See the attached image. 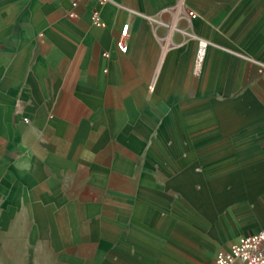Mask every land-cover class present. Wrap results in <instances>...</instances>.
Returning a JSON list of instances; mask_svg holds the SVG:
<instances>
[{
    "label": "crops",
    "instance_id": "obj_1",
    "mask_svg": "<svg viewBox=\"0 0 264 264\" xmlns=\"http://www.w3.org/2000/svg\"><path fill=\"white\" fill-rule=\"evenodd\" d=\"M263 227L264 0H0V237L25 264H210Z\"/></svg>",
    "mask_w": 264,
    "mask_h": 264
},
{
    "label": "built area",
    "instance_id": "obj_2",
    "mask_svg": "<svg viewBox=\"0 0 264 264\" xmlns=\"http://www.w3.org/2000/svg\"><path fill=\"white\" fill-rule=\"evenodd\" d=\"M102 4L108 0H96ZM190 18L195 17V13L188 11ZM93 23L101 25L102 21L96 11L92 14ZM128 36V24H124L120 30L116 47L121 52L127 49L126 38ZM206 42L198 41V49L195 60V69L199 70L205 53ZM210 264H264V227L251 234L239 236L228 249H220L216 252Z\"/></svg>",
    "mask_w": 264,
    "mask_h": 264
},
{
    "label": "rangeland",
    "instance_id": "obj_3",
    "mask_svg": "<svg viewBox=\"0 0 264 264\" xmlns=\"http://www.w3.org/2000/svg\"><path fill=\"white\" fill-rule=\"evenodd\" d=\"M15 226L20 229L22 227V222H15ZM8 239L9 238L5 236L0 237V264H25L23 258L24 253L21 251L20 244H18V247L16 246L18 251L12 252L10 247L12 244L7 242Z\"/></svg>",
    "mask_w": 264,
    "mask_h": 264
}]
</instances>
